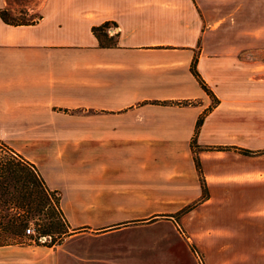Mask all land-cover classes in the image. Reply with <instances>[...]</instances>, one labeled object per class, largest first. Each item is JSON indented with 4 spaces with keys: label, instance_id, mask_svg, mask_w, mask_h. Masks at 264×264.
<instances>
[{
    "label": "crops",
    "instance_id": "0c3cea01",
    "mask_svg": "<svg viewBox=\"0 0 264 264\" xmlns=\"http://www.w3.org/2000/svg\"><path fill=\"white\" fill-rule=\"evenodd\" d=\"M247 1V20L216 28L210 0H38L33 22L0 17V142L59 195L60 264L162 202L206 200L209 170L231 187L238 243L264 250V19ZM18 247L0 244V264H20Z\"/></svg>",
    "mask_w": 264,
    "mask_h": 264
},
{
    "label": "rangeland",
    "instance_id": "374dc122",
    "mask_svg": "<svg viewBox=\"0 0 264 264\" xmlns=\"http://www.w3.org/2000/svg\"><path fill=\"white\" fill-rule=\"evenodd\" d=\"M37 2L9 0L4 10L13 21L33 22L39 16ZM208 5L199 12L214 28L220 23L248 18L247 0H210ZM251 5L254 7L250 11L256 10L258 20L264 19V0H256ZM254 56L264 63V51ZM27 168L20 164L19 170L11 175L0 167V209L6 215L5 222L11 217L9 229L4 231L7 236H20L28 219L32 220L35 233L41 232L52 219V207L55 204L58 207L57 201L54 204L43 189L27 187L30 181ZM210 172L206 171L204 176L209 182L206 200L162 202L161 207H156L160 212L155 216L127 222L118 237L110 239L114 243L108 248L97 249L94 253L78 251L74 252L75 256L68 253L67 259H62L63 264H264V250L242 247L234 237L232 199L228 193L231 187L219 184L217 175ZM186 205L192 208L182 213ZM54 211L57 213L56 209ZM79 230L93 232L89 228ZM71 232L65 233L60 243L52 246L40 243L18 247L19 263L60 264L57 252Z\"/></svg>",
    "mask_w": 264,
    "mask_h": 264
},
{
    "label": "trees",
    "instance_id": "16d2710c",
    "mask_svg": "<svg viewBox=\"0 0 264 264\" xmlns=\"http://www.w3.org/2000/svg\"><path fill=\"white\" fill-rule=\"evenodd\" d=\"M0 17L1 19L6 22V23H9V24H26V23H30V22H20V21H13L11 19L8 18V15H7V11H5L4 9L3 10H0ZM110 23L109 22H104L98 26H93L92 27V32L94 33V35L99 39L101 45H110L112 44V37H109L108 36V33H107V28L109 27ZM190 70L192 72V74L196 77L197 81L200 83V85L204 87L200 77L198 76V74L196 73L195 71V68H194V61H192L191 65H190ZM200 124V118L197 120L196 122V126H198ZM194 141V138L192 139V142ZM192 151V155H193V162H194V167H195V170H196V173H197V176H198V181L200 183V187H201V197L202 198H205L206 196V187H205V183H204V179H203V176H202V172H201V169H200V165H199V161H198V157L196 155V150L195 149H191ZM244 152H247V151H244ZM0 167H1V171H6L8 174H14L17 170H19V166L20 164H25L26 165V161L20 156L18 155L16 152H14L13 150L11 149H0ZM19 163V165H18ZM17 164V166L15 165ZM22 166V165H21ZM28 168H27V171H29L30 173V181H29V186L30 187H33V186H37V183H38V177L36 175V173L31 169V167H29L28 165H26ZM28 187V185H27ZM31 190L28 191V196H30ZM53 193L52 192L50 194V199L51 201L54 202L55 204V201H57V204L59 202V198L58 197H55L53 196ZM57 210V213H55L54 210ZM52 219L51 221H49V224H48V227L46 229H43L40 234L41 235H46V236H49L50 237V241L48 242L47 246H52L54 244H59L60 243V240L62 239L61 237L67 232V228L65 226L66 224V221H65V218L63 216V214L61 213L60 209L58 207H56V204H55V207H52ZM56 214V217L54 216ZM58 215H61L58 216ZM60 217L61 219L57 218ZM63 219V221H62ZM65 222V224H64ZM46 244V243H45Z\"/></svg>",
    "mask_w": 264,
    "mask_h": 264
},
{
    "label": "built area",
    "instance_id": "2783aa9c",
    "mask_svg": "<svg viewBox=\"0 0 264 264\" xmlns=\"http://www.w3.org/2000/svg\"><path fill=\"white\" fill-rule=\"evenodd\" d=\"M5 147H6V145H4L0 142V149H5ZM52 192H54V191H48L45 194L48 197H50V194ZM53 196L59 197L57 192H54ZM58 208H59V206H58ZM0 212H1L0 213V244H13V245H17V246H31V245H39L40 243L45 244V243H48L50 241L49 236L41 235L40 232L37 234L35 233L31 219L25 220L26 227L20 236H18V235L7 236L4 231L9 229L8 225L10 224V218L11 217L8 218L7 221L5 222L6 215H4L2 213L1 209H0ZM9 241H11L13 243H11Z\"/></svg>",
    "mask_w": 264,
    "mask_h": 264
}]
</instances>
